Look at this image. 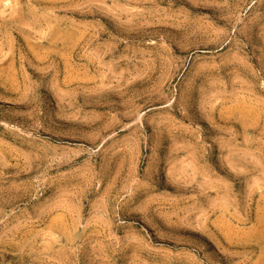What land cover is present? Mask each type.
Segmentation results:
<instances>
[{
  "label": "rangeland",
  "instance_id": "374dc122",
  "mask_svg": "<svg viewBox=\"0 0 264 264\" xmlns=\"http://www.w3.org/2000/svg\"><path fill=\"white\" fill-rule=\"evenodd\" d=\"M0 264H264V0H0Z\"/></svg>",
  "mask_w": 264,
  "mask_h": 264
}]
</instances>
